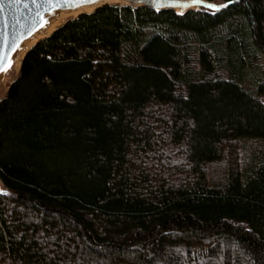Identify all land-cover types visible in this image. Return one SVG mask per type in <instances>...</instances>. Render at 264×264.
Instances as JSON below:
<instances>
[{
    "label": "trees",
    "instance_id": "1",
    "mask_svg": "<svg viewBox=\"0 0 264 264\" xmlns=\"http://www.w3.org/2000/svg\"><path fill=\"white\" fill-rule=\"evenodd\" d=\"M112 2L0 99V264H264V0Z\"/></svg>",
    "mask_w": 264,
    "mask_h": 264
},
{
    "label": "water",
    "instance_id": "2",
    "mask_svg": "<svg viewBox=\"0 0 264 264\" xmlns=\"http://www.w3.org/2000/svg\"><path fill=\"white\" fill-rule=\"evenodd\" d=\"M102 1L103 0H0V74L9 71L13 56L23 42L36 31L46 26L57 12L64 10L75 11L81 8L86 9L80 11L76 15L70 16L63 22L65 23L67 20L79 14L91 12L104 4L112 3H101ZM115 2L133 6H148L156 10L173 9L180 13L190 10L217 11L224 6H220L216 0H119ZM63 23L58 25L54 30Z\"/></svg>",
    "mask_w": 264,
    "mask_h": 264
},
{
    "label": "bare ground",
    "instance_id": "3",
    "mask_svg": "<svg viewBox=\"0 0 264 264\" xmlns=\"http://www.w3.org/2000/svg\"><path fill=\"white\" fill-rule=\"evenodd\" d=\"M115 1H119V0H103L101 3H103V2H115ZM88 9H91V8H88ZM84 10H86V9L81 8V9H78L75 11H68V10L59 11V12H57V14L54 17H52L49 20V22L46 26L39 29L32 36L27 38L23 42L21 47L15 52V54L13 56V60H12V65H11L9 71L7 73L0 74V85L4 84L5 81L8 80L9 75L11 73H14L20 69L22 59H23L24 55L26 54L27 50L32 45H34L39 39L50 34L58 25L63 23L66 18H69L72 15H76L80 11H84Z\"/></svg>",
    "mask_w": 264,
    "mask_h": 264
},
{
    "label": "rangeland",
    "instance_id": "4",
    "mask_svg": "<svg viewBox=\"0 0 264 264\" xmlns=\"http://www.w3.org/2000/svg\"><path fill=\"white\" fill-rule=\"evenodd\" d=\"M219 4H220V6H222V5H225V3L226 2H224V1H222V0H216ZM118 3V2H117ZM67 19V18H66ZM65 19V20H66ZM33 46V45H32ZM31 46V47H32ZM28 51V50H27ZM25 56V55H24ZM22 63V62H21ZM20 70V69H19ZM19 70L18 71H16V72H14V73H11L10 75H9V78H8V80L7 81H5V83L4 84H2V85H0V99L6 94V92H7V90H8V87H9V85L11 84V82L16 78V76L18 75V73H19ZM2 189V186L0 187V190Z\"/></svg>",
    "mask_w": 264,
    "mask_h": 264
}]
</instances>
